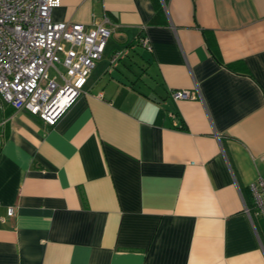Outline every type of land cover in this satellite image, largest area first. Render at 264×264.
Instances as JSON below:
<instances>
[{"label": "crops", "instance_id": "1", "mask_svg": "<svg viewBox=\"0 0 264 264\" xmlns=\"http://www.w3.org/2000/svg\"><path fill=\"white\" fill-rule=\"evenodd\" d=\"M103 16L104 53L54 126L0 100V264H264V216L247 212L264 176V0L50 14L87 29Z\"/></svg>", "mask_w": 264, "mask_h": 264}, {"label": "built area", "instance_id": "2", "mask_svg": "<svg viewBox=\"0 0 264 264\" xmlns=\"http://www.w3.org/2000/svg\"><path fill=\"white\" fill-rule=\"evenodd\" d=\"M60 5L61 0H0V100L48 126H54L82 94L113 32L106 16L90 29L53 22L51 11ZM138 45L151 51L146 38H139ZM127 52L110 56V70ZM172 98L194 100L196 96L182 90L173 92ZM249 190L253 207L248 214L264 216V176ZM13 214L12 209L7 211V217Z\"/></svg>", "mask_w": 264, "mask_h": 264}, {"label": "trees", "instance_id": "3", "mask_svg": "<svg viewBox=\"0 0 264 264\" xmlns=\"http://www.w3.org/2000/svg\"><path fill=\"white\" fill-rule=\"evenodd\" d=\"M208 47H209L210 51L212 52V54H213L215 57H217V54H216V52H215V50H214L212 44L209 43V44H208Z\"/></svg>", "mask_w": 264, "mask_h": 264}]
</instances>
